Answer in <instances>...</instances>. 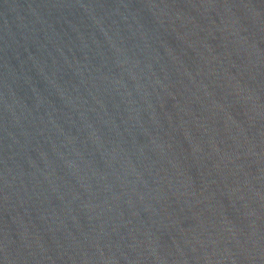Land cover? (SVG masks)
Segmentation results:
<instances>
[{
  "label": "water",
  "instance_id": "95a60500",
  "mask_svg": "<svg viewBox=\"0 0 264 264\" xmlns=\"http://www.w3.org/2000/svg\"><path fill=\"white\" fill-rule=\"evenodd\" d=\"M0 264H264V0H0Z\"/></svg>",
  "mask_w": 264,
  "mask_h": 264
}]
</instances>
